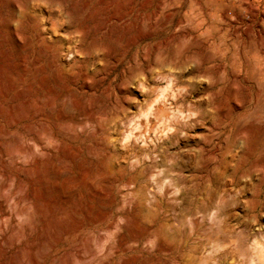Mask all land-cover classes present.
<instances>
[{
	"label": "rangeland",
	"instance_id": "1",
	"mask_svg": "<svg viewBox=\"0 0 264 264\" xmlns=\"http://www.w3.org/2000/svg\"><path fill=\"white\" fill-rule=\"evenodd\" d=\"M245 1L0 0V152L32 146L33 201L42 166L32 244L59 220L41 264H264V0Z\"/></svg>",
	"mask_w": 264,
	"mask_h": 264
},
{
	"label": "bare ground",
	"instance_id": "2",
	"mask_svg": "<svg viewBox=\"0 0 264 264\" xmlns=\"http://www.w3.org/2000/svg\"><path fill=\"white\" fill-rule=\"evenodd\" d=\"M230 1L232 3L240 2L246 8L250 7L249 2L245 0ZM262 22L264 24V16ZM5 56L3 61L5 60ZM8 63H10L9 60H5L3 63L0 62L1 97L9 95L10 83L8 81L10 74L14 73L11 64ZM1 110L4 111L6 109L2 107ZM7 134H9L7 129L0 127V135L5 136ZM24 141V135H21L19 142L15 145L5 146V150L0 152V264H41L39 260L45 253L44 248H47L46 250H55L59 237V220L55 213L53 219L46 226L48 233L39 234L38 242L35 245L29 240L32 231L28 229L26 220L30 209L34 207L39 213H48L52 208L45 199L43 188L40 185L43 171H41L42 166L40 167L39 165V167L34 168L35 172L33 171V175L36 178L34 179L36 182L34 181L35 185L33 189L36 201H33L29 184L30 176L26 167L28 158L33 155V150L31 149L32 146H30L31 148L27 147ZM44 245L47 246L44 247ZM56 259H54V264L57 262Z\"/></svg>",
	"mask_w": 264,
	"mask_h": 264
}]
</instances>
